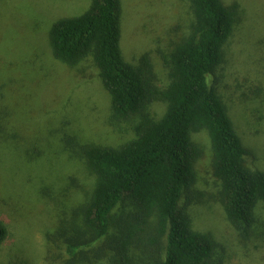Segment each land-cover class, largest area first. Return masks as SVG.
<instances>
[{
    "label": "rangeland",
    "instance_id": "rangeland-1",
    "mask_svg": "<svg viewBox=\"0 0 264 264\" xmlns=\"http://www.w3.org/2000/svg\"><path fill=\"white\" fill-rule=\"evenodd\" d=\"M239 5L238 21L210 77L248 150L249 167L264 171V0H222ZM90 0H0V218L8 236L0 264H111L100 243L67 252V225L76 219L91 178L79 146H117L134 136L140 115L112 118L110 96L92 59L70 66L55 59L49 28L80 14ZM120 45L126 60L147 55L155 82H168L166 59L190 33L187 0H121ZM166 103L147 108L157 118ZM202 150L196 180L184 194L195 230L216 243L211 264H264V203L244 232L227 220L219 201L206 132L193 134ZM66 232V233H65Z\"/></svg>",
    "mask_w": 264,
    "mask_h": 264
},
{
    "label": "trees",
    "instance_id": "trees-1",
    "mask_svg": "<svg viewBox=\"0 0 264 264\" xmlns=\"http://www.w3.org/2000/svg\"><path fill=\"white\" fill-rule=\"evenodd\" d=\"M193 12L190 33L166 59L168 82L159 89L147 55L125 59L121 45V0H90L80 14L56 19L49 28L55 59L70 66L92 59L110 96L113 119L139 114L134 136L117 146H79L90 188L76 219L67 226V252L100 243L111 264H211L212 235L195 230L184 194L196 180L202 155L193 134L207 133L219 201L229 223L244 232L264 203V171L249 167L248 150L234 130L228 109L210 77L238 21L239 5L222 0H187ZM166 103L157 118L154 101ZM66 233V232H65ZM0 218V245L6 240Z\"/></svg>",
    "mask_w": 264,
    "mask_h": 264
}]
</instances>
